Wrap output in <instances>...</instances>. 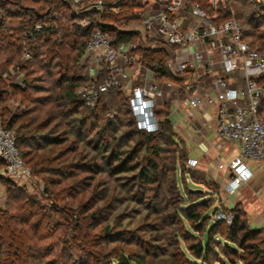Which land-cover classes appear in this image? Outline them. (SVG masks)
<instances>
[{
  "label": "rangeland",
  "instance_id": "rangeland-1",
  "mask_svg": "<svg viewBox=\"0 0 264 264\" xmlns=\"http://www.w3.org/2000/svg\"><path fill=\"white\" fill-rule=\"evenodd\" d=\"M104 1L109 2L110 0ZM138 1L143 2L144 0ZM231 3L235 5V9L237 8V19L245 27V30L250 32L253 29V24L256 25L260 21L248 19L249 12L252 10L249 0H231ZM86 4V0H82L77 6ZM25 6L37 8L36 4L28 2H25ZM19 10L25 14L28 12L19 8L15 12ZM61 10L66 11L65 8ZM90 12L92 13V11ZM93 16L95 15H92L93 22H103L98 16H96L97 19ZM46 19L51 21V17L47 16L44 20ZM4 22L5 25H8L10 20H4ZM257 30L264 32V19L261 25H258ZM6 35L9 38L5 37L0 41L2 46L0 49V124L4 125L8 119L16 115L15 128L21 125H30L37 127L38 134L57 136L65 140L59 145H42L43 143L34 142L32 146L26 149L30 150L33 161L38 162L52 156L55 159L51 162L47 161L45 164L48 168L46 167L47 169H44L41 173L32 174L25 183L5 178V165L0 160V178L3 179H0V209L6 205V201H8V208L12 209L29 197L36 201L38 207H41L39 217L45 218L42 226L35 228V230L31 229V232L36 234L32 247H38L42 256L36 264H86L89 256L85 253V256L80 255L77 252L84 246L78 239L76 216L78 214L85 216L87 208H91L88 210L89 212L96 207L102 210V216L98 219V223L95 221L85 223L82 220L80 227H87V229H84L85 232H92L94 236H101L100 238L103 240L101 246L105 252H110L116 247H122L138 254H147L153 262H158L160 258H163L166 264H188L182 254H177L180 253V249H184L187 254H190L187 250V244L202 238L208 222L204 221L195 226L192 223L193 226H190L186 220L175 219L174 208L180 205L188 206L190 202L197 201H203L205 206L199 205L195 209L210 212L213 219H215L214 214L219 210L224 211L225 214L224 219L218 220L220 222L217 230L220 233L210 234L209 245L216 246V252L208 254L207 264H244V261L239 258L243 256L250 259L252 256L250 254L251 246L254 245L264 249L263 164H252L250 169L254 174L253 177L238 186L233 193H229L226 190V184L229 181L228 173L224 167L219 168L218 166L221 160L208 154L202 157H190L195 159L197 163L189 167V155H196L197 152L191 147L192 151L189 153L184 140L176 136L180 147L171 146L169 150L172 151L163 154L165 157L175 155L178 186L181 192L186 195L180 197L176 193H167L162 197L156 187L157 184L152 183L153 185L150 186L153 190L145 192L142 199L132 197V194L136 191V186L131 181L128 183L129 173L114 177L105 172V169L103 170L106 165L114 164L112 160H102L101 163H99L100 160H97L99 168L103 166L102 171L99 173L92 171V165H87V163L79 164L77 162L79 165L68 167L65 165L66 163L78 161L80 157L89 158L99 151L101 153L102 150L96 147L97 138L102 133V126L105 125L106 119L114 122L122 121L125 124L119 126L118 134L128 130L126 125L128 121H131V116L128 113L129 108L125 92L122 89H117L122 94L119 97L120 103L118 102L117 105L112 100L111 95H103L101 104L110 100L105 114H101L100 120L90 119L86 125L80 128L79 122L83 119L81 116H89L91 112L95 111V107L91 108L86 105V107H81L78 102L70 104L68 103L69 100L65 98L55 100L57 95L60 96L63 93L65 81L63 82L52 66L39 69L36 65H30L28 62H31V55L27 57L24 53L22 54L21 59L26 62L25 69L17 68L15 63H9L6 60L7 53L4 48H11V46L5 40L9 39L12 42L15 34L10 29L6 32ZM249 36L251 37V35ZM260 49H263V47ZM138 58L140 59V56ZM141 67L142 70L144 66ZM50 68H52V71ZM95 70L96 67L90 66L88 63L77 64L75 71L69 72L68 76H80L82 78L80 84L82 85L84 80L95 76ZM133 72L128 71L130 76ZM24 78H28L29 85L22 86ZM95 79L96 82H99L102 76L99 75ZM131 79L133 80L134 76H131ZM169 80L168 85L161 84L165 94L164 101H162L164 113L167 106L180 103L183 99V90L179 89L180 83L172 79ZM160 81H162L161 78ZM139 83L140 79L134 81V85ZM59 84L61 87H59ZM17 86L22 89L17 88ZM70 108L77 109L78 114L72 115L71 113L70 115ZM66 112L69 115H66ZM183 125L187 126L185 123ZM15 128H13V132ZM189 129L192 130L190 127ZM177 130L181 131L180 128H177ZM103 133L105 134L103 142L112 143L111 133H108V131ZM136 141L137 136L134 135L130 141L121 142L116 140L114 144L116 152H122L121 156L125 154L132 155L134 152L132 148ZM220 142L222 143V141ZM50 149L53 152L48 157L51 154L48 152ZM173 150L176 151L173 152ZM141 155L142 153L138 158ZM217 157L222 156L218 154ZM230 158L231 155L221 159L228 161ZM25 161L27 163L26 158ZM27 164L30 165L31 163ZM211 165L217 169H211ZM187 169L194 172L195 181L189 174L183 172ZM4 180L12 181L17 187L16 190H10L6 195L7 185L4 184ZM121 184L123 186H119ZM45 186H48V191L45 190ZM190 190L193 192H189ZM53 195H58V198L53 197ZM140 202L142 203L140 204ZM214 208L216 210L212 214ZM12 210L14 211V209ZM235 212L239 213L240 224L244 226V230L239 233V238L242 239V234H245L248 230H257L256 235L250 233L247 238L244 237L245 248H240L237 243L231 242L226 236L228 226L231 224ZM75 224L76 226H74ZM106 224L113 226L115 231L113 237L111 235H101L102 228ZM186 228L190 229L191 234L185 231ZM184 233L190 235V238L184 239ZM1 250L2 253L6 251V246H3ZM89 262L93 264L94 259H90ZM115 263L116 261H112L111 264Z\"/></svg>",
  "mask_w": 264,
  "mask_h": 264
},
{
  "label": "built area",
  "instance_id": "built-area-1",
  "mask_svg": "<svg viewBox=\"0 0 264 264\" xmlns=\"http://www.w3.org/2000/svg\"><path fill=\"white\" fill-rule=\"evenodd\" d=\"M68 2L77 14L101 11L103 7L100 0L84 6H77L81 0ZM249 2L258 21L262 20L264 0ZM135 13L136 18L127 24L95 23L86 17L77 21L78 26L91 28L78 64L96 67V74L79 84L75 93L92 108L102 94L122 89L135 128L157 132V112L165 97L161 84L168 85L170 80L145 67L142 75L135 50L139 44L164 48L165 68L180 83V103L186 106L187 115L196 117L207 109L214 110L217 138L237 147L236 155L227 164L218 163L219 168L227 170L226 190L233 193L253 177L251 164L264 165V46L260 49L251 44L245 27L235 17L231 0H144ZM103 25L131 37L127 41L116 39L101 28ZM42 28L37 23L24 37L34 39V33ZM24 55L28 57L30 53L25 51ZM128 71H134L133 80ZM99 75L102 79L96 82ZM137 79L140 83L134 85ZM0 160L5 165V178L23 183L30 178L13 131L1 125ZM196 163L188 159L189 167ZM214 215L216 220L225 218L222 210Z\"/></svg>",
  "mask_w": 264,
  "mask_h": 264
},
{
  "label": "trees",
  "instance_id": "trees-1",
  "mask_svg": "<svg viewBox=\"0 0 264 264\" xmlns=\"http://www.w3.org/2000/svg\"><path fill=\"white\" fill-rule=\"evenodd\" d=\"M92 1L96 0H86L87 3ZM25 2L36 4L37 8L34 6H25ZM101 2L103 3L102 9H104L101 12L92 11V13L86 12L83 14H77L73 11L69 2L66 0H0V41L5 37L9 38L6 35V32L10 29L13 30L15 34V38L12 39V42H10L9 39L5 40L6 43L11 46V48H4L7 53L6 60L9 63H15L17 68L25 69L26 62L22 61L21 57L25 51L29 52L32 57V59H30L31 62H28L30 65H36L39 69L52 66V68L56 69V73L61 77L63 82L65 81L63 93L60 94V96L57 95L55 100L65 98L66 100H69L68 103L70 104L78 102L79 106L86 107L83 100L75 93V89L80 84V81H82V78L74 75L68 76L69 72L75 71L84 43L91 31V28H82L78 26L77 20L83 17H89L92 21V15H95L93 16L95 19H97L96 16H98L99 19L103 20V22L99 21L98 23L108 22L111 24H127L136 18L135 10L142 4V2H139L138 0H110L109 2L101 0ZM232 5L235 8V5ZM24 7H26V9H24ZM18 8L28 11L27 14L21 12V10L15 12ZM62 8H65L66 11L61 10ZM113 8L116 9L115 12H113ZM47 16L51 17V21L49 19L44 20ZM235 17L238 18L237 8L235 9ZM248 19L253 21L254 19L258 20V16L250 11ZM4 20H10L8 25L4 24ZM262 20H259L260 22L256 23V25L253 24V29L250 32L245 31L251 44L257 48L264 46V32L257 30V27L258 25H261ZM37 23L42 24L43 28L34 33V39H26L24 37L25 32L33 31ZM101 28L105 31L111 32L116 36V39L119 40L127 41L131 37V35L128 37L119 35L111 26L103 25ZM249 35H251V37ZM1 47L0 42V49ZM135 52L140 56L139 61L142 66L155 70L161 78L173 80L172 76L165 68L164 61L167 52L164 48L151 49L148 46L146 47L145 45L139 44V47ZM52 68H50L51 71ZM177 82L179 81L177 80ZM25 85H29L28 78L23 79L22 86ZM18 87L19 86H17V88ZM59 87H61L60 84ZM19 89L22 88L19 87ZM107 94L109 96L111 95L112 100H114L116 105L118 102L120 103L119 97L120 95L122 96V94L118 92L116 88L102 94L94 108L95 111L91 112L89 116H81L83 119L79 122L80 128L86 125L87 121L90 119L95 118L96 120H100L101 114H105L110 100H107V102L104 100L105 102L102 104L101 100L103 95ZM70 110V115L71 113L72 115L78 114L77 109L70 108ZM128 113L130 114V111ZM157 113L160 118V126L159 130L155 133H146L137 130L131 118V121H128V124L126 125L128 126V130L124 133L118 134L119 126H124L125 124H123L122 121L114 122L106 119L105 125L102 126V133L99 136L97 134L98 143L96 147L97 149L99 148L102 150V154L99 151L97 154H92L89 158L80 157L78 161L69 162L65 165L72 167L87 163V165H92V171L99 173L102 171L101 168L103 166L99 168L100 166L97 164V160H100L99 163H101L102 160H112L114 164L106 165V168L103 167V170L105 169V172L110 173V175H113L114 177H118L123 173H129L130 176H128V183L131 181L136 186V191L132 194L133 198L138 197V199H142L145 192L153 190V188H151L152 186H150L152 183L157 184L156 187L162 197L167 193H176L180 197L185 196L186 194H183L179 189L176 178L175 155H169L168 157H165L164 155L165 153L172 151L169 150L171 146L180 147V144L176 139V133L173 130L170 121L163 118L164 113ZM66 115L69 114L66 112ZM15 123L16 115L11 119H8L4 125H0L13 131ZM37 131V127L21 125L17 126L13 132L15 136V144L20 151L25 165L30 169L31 175L41 173L44 169H47L48 166L45 163L47 161L51 162L55 158L52 156L51 158H44L43 160L41 159V161L36 162V160L33 161L30 150L26 149L32 146L34 142L43 143L42 145H59L65 141L63 138L57 136L38 134ZM105 131L111 133V138H113V140H111L112 143L107 144L103 142L105 140V134L103 132ZM133 135L137 136V141L132 148L134 151L133 154H125L124 156H121L122 152H116V146L114 145L116 140L121 142L130 141ZM174 151L176 150H173V152ZM48 152L51 153L48 156L50 157L53 150L50 149ZM140 153H142V155L138 158ZM25 158L27 159V163H31L30 165L26 163ZM77 162H79V164ZM183 172L189 174L194 181L196 180L193 171L187 169ZM4 184L7 185L5 192L6 195H8L10 190L15 191L17 188L10 180H4ZM119 186H123V184ZM45 190H49L48 186H45ZM191 191L192 190L189 192ZM53 197L58 198V195H53ZM141 203L142 202H140V204ZM199 205L205 206L203 201H197L190 202L188 206L180 205L174 208L175 219H180L182 221L186 220L190 226H195L204 221L208 222L202 238L187 244V250L190 254H187L184 249H180V253L178 252L177 254H182L188 264H207L208 254L216 252V246L209 245L210 234L220 233L217 230L220 221L213 219L210 216V212L195 209ZM8 207V201H6V205L0 209V264H36V262L40 261L42 256L38 247H32V242L36 234L31 232V229L35 230V228L37 229L43 225L45 218L43 219V217H39L41 207H38L36 201L29 197L16 207L12 208L14 211ZM191 207L193 208L191 209ZM87 209L89 210L91 208ZM88 210L85 211V216H80L79 214L76 216L78 224L77 229L75 228L79 235L78 239L81 241L82 246H84L77 252L80 253V255L82 254L85 256V254H87V256H89L86 264H91L89 260L92 258L94 259L93 264L97 262L99 264H111L112 261H116L115 264H166L163 258H160L158 262H153L148 258L147 254H138L131 250H125L122 247H116L110 252H105L104 248L101 246L103 241L100 238L101 236H94L92 232H85L84 229H87V227H80L82 220L85 223L89 221H95L98 223V219L102 216V210L99 207H96L89 212ZM192 223L193 225H191ZM74 226H76V224ZM243 230L244 226L240 224L239 213L235 212L233 220L228 226L226 232L227 239L233 243H237L240 248H245V238H247L250 233L256 235L257 230L251 229L246 231L245 234H242L241 239L239 238V233ZM185 231L191 234L189 228H186ZM114 232L113 226L106 224L102 228L101 235L112 236L114 235ZM177 236L179 237L178 233ZM183 237L184 239H189L190 235L184 233ZM225 245L231 247L228 244ZM3 246H6V251H3L2 253L1 249ZM250 254L252 255L250 259L243 256L239 259L243 260L244 264H264L263 248L261 249L253 245L251 246ZM77 259L79 260L80 257Z\"/></svg>",
  "mask_w": 264,
  "mask_h": 264
},
{
  "label": "crops",
  "instance_id": "crops-1",
  "mask_svg": "<svg viewBox=\"0 0 264 264\" xmlns=\"http://www.w3.org/2000/svg\"><path fill=\"white\" fill-rule=\"evenodd\" d=\"M140 71V73L143 74L144 70L142 69ZM163 108L164 105L160 106L158 112L161 114L164 113ZM165 113L163 118H166L168 121H170L176 136H179V138L184 140L186 147H188L189 153L192 151L191 147L196 150L197 154L189 155V158H194L195 156L202 157L205 154H208L211 156L214 155L216 159H220L221 162L227 164L229 160H231L236 155V145L233 143L223 142L217 138L214 132V110L207 109L206 113L202 112L196 117H190L187 115L186 106L183 103H177L167 106ZM184 123L187 126H184ZM189 127L192 130H190ZM177 128H180L181 131L177 130ZM220 141H222V143ZM218 154L225 158L231 155V158L228 159V161H223L221 159L222 157H217ZM250 166H252V164ZM210 168L215 170L217 169L213 165H211ZM225 171L227 172V170Z\"/></svg>",
  "mask_w": 264,
  "mask_h": 264
},
{
  "label": "water",
  "instance_id": "water-1",
  "mask_svg": "<svg viewBox=\"0 0 264 264\" xmlns=\"http://www.w3.org/2000/svg\"><path fill=\"white\" fill-rule=\"evenodd\" d=\"M215 210H216V208H214V209L212 210V214H214Z\"/></svg>",
  "mask_w": 264,
  "mask_h": 264
}]
</instances>
